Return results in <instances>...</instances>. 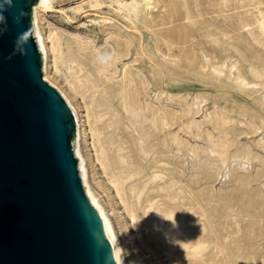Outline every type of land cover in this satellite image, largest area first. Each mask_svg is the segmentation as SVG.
<instances>
[{"label": "rangeland", "instance_id": "374dc122", "mask_svg": "<svg viewBox=\"0 0 264 264\" xmlns=\"http://www.w3.org/2000/svg\"><path fill=\"white\" fill-rule=\"evenodd\" d=\"M33 14L49 84L76 109L82 186L125 264H264V0Z\"/></svg>", "mask_w": 264, "mask_h": 264}, {"label": "water", "instance_id": "95a60500", "mask_svg": "<svg viewBox=\"0 0 264 264\" xmlns=\"http://www.w3.org/2000/svg\"><path fill=\"white\" fill-rule=\"evenodd\" d=\"M37 1L0 0V264H116L81 183L74 114L49 84Z\"/></svg>", "mask_w": 264, "mask_h": 264}, {"label": "bare ground", "instance_id": "6f19581e", "mask_svg": "<svg viewBox=\"0 0 264 264\" xmlns=\"http://www.w3.org/2000/svg\"><path fill=\"white\" fill-rule=\"evenodd\" d=\"M50 4H51V0H38L37 3L33 7V12L35 10V12L37 14L38 11L48 10L50 8ZM38 36H39L40 44H41V47H42V50H43V53H44V46H43L44 44L42 42V38H41L39 32H38ZM44 56H45V53H44ZM84 80L86 81V80H88V78H85ZM72 109L74 110V111H72L73 114L75 112L74 118H75V122H76V118L78 120L77 113H76V109L73 106H72ZM109 120H110V122L112 123L113 126H116V122L113 119L112 113L109 116ZM76 139H77V122H76V135H75V138L73 140V147H74V143H75V140ZM83 170H84V168L82 167V171ZM79 175H80V172H79ZM81 181H82V179H81ZM85 186H86V189H87V193L86 192L85 193H86V195L88 194L87 197H89L88 198L89 201L96 208V210L98 211L99 215H101L100 217H102L101 219H102V221L104 223L106 235H107V237H108V239H109V241L111 243V246H112L115 263L116 264H125L124 259H123V256H122L121 251H120L121 250L120 249V246H119V244H118V242L116 240V237L114 235L113 227H112V224H111L109 218L106 216V213H105L104 209L100 205L99 199L90 190V188L88 187V185H86V183H85ZM170 261H172V260H170Z\"/></svg>", "mask_w": 264, "mask_h": 264}, {"label": "clouds", "instance_id": "9594fccd", "mask_svg": "<svg viewBox=\"0 0 264 264\" xmlns=\"http://www.w3.org/2000/svg\"><path fill=\"white\" fill-rule=\"evenodd\" d=\"M10 3V0H9ZM0 19H4L3 17H0ZM98 62L102 65H107L113 60V56L111 53H104L100 56H98Z\"/></svg>", "mask_w": 264, "mask_h": 264}]
</instances>
